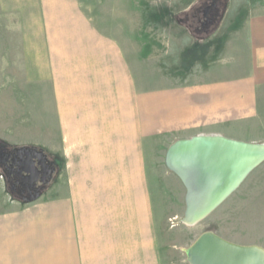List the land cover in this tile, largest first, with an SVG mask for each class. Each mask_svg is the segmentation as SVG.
Here are the masks:
<instances>
[{"label":"crops","instance_id":"1","mask_svg":"<svg viewBox=\"0 0 264 264\" xmlns=\"http://www.w3.org/2000/svg\"><path fill=\"white\" fill-rule=\"evenodd\" d=\"M98 12V0H0V94L30 93L26 126L41 136L14 144L0 134V142L40 148L55 164L37 200L1 206L0 264H162L146 142L198 130L222 136L226 113L256 115L264 100V13L238 35L247 68L237 79L213 72L145 91ZM0 103V131L15 128L19 104Z\"/></svg>","mask_w":264,"mask_h":264},{"label":"rangeland","instance_id":"2","mask_svg":"<svg viewBox=\"0 0 264 264\" xmlns=\"http://www.w3.org/2000/svg\"><path fill=\"white\" fill-rule=\"evenodd\" d=\"M207 1L98 0V20L128 49L135 78L145 91L201 82L213 72L223 75L225 81L237 79L247 68L246 47L238 35H243L250 15L264 13V0H220V15L213 24L201 28L192 18L193 11L199 10L198 18L204 20ZM4 38L7 43L16 40L15 35ZM29 94H0V102L10 99L20 106L14 117L16 127L0 131L8 142L41 139L39 130L26 126ZM4 116L8 120V115ZM206 131L171 133L146 142L148 183L162 264H188L186 250L205 232L239 246L264 250V161L203 221L192 226L184 222L185 188L167 169L165 155L172 144L187 140L189 135H212ZM219 133L245 144H264V100H258L256 115L245 111L238 119L226 113L224 129ZM11 200L16 201L0 170V212L1 206Z\"/></svg>","mask_w":264,"mask_h":264},{"label":"water","instance_id":"3","mask_svg":"<svg viewBox=\"0 0 264 264\" xmlns=\"http://www.w3.org/2000/svg\"><path fill=\"white\" fill-rule=\"evenodd\" d=\"M202 143H216L229 150H201L198 162L201 164L199 178L195 184L188 172L171 165V156L182 146ZM208 153V155H207ZM18 175L25 182L37 181L40 170L36 159L28 154L22 156ZM264 161V144H245L221 136L197 135L172 144L165 155L167 169L175 174L185 188V214L200 223L221 205L243 182V180ZM196 188V189H194ZM39 194L30 196L26 203L33 202ZM188 264H264V250L256 246H239L230 243L212 232L201 234L186 250Z\"/></svg>","mask_w":264,"mask_h":264},{"label":"flooded vegetation","instance_id":"4","mask_svg":"<svg viewBox=\"0 0 264 264\" xmlns=\"http://www.w3.org/2000/svg\"><path fill=\"white\" fill-rule=\"evenodd\" d=\"M220 5V0H208L206 2V8L204 9L203 13V18L204 20L198 18V12L197 11H193V19L196 18V23L199 24V26L202 28L207 27L208 25H211L214 23L215 19H217V17L220 15L218 13V7ZM198 19V20H197ZM26 153L23 154H19L18 160L19 162L17 163H21L22 162V156H25ZM27 155V154H26ZM3 156V150L2 148H0V163L2 166V162L3 159L1 158ZM36 163L38 164V168L40 170V174L38 177L37 181H33V182H25L23 181L25 184L19 185L17 183V181H15L16 174H15V170L19 169V165H15V164H10V163H6L3 165L2 168V173L3 174H7L5 180L9 186V188H11L12 190L21 193L22 195H28V194H33L36 193L37 191H39V189L41 188V184L45 181L46 178V167L44 166V163L36 160ZM16 166V167H15ZM9 180V182H8Z\"/></svg>","mask_w":264,"mask_h":264},{"label":"trees","instance_id":"5","mask_svg":"<svg viewBox=\"0 0 264 264\" xmlns=\"http://www.w3.org/2000/svg\"><path fill=\"white\" fill-rule=\"evenodd\" d=\"M0 148H2V150H3V156L1 157L3 159L2 166L0 163V167H2V168H3V165L6 164L7 162L10 164L19 165V163H17V162H19L18 157H19V154H23V153L28 154L33 159H36V160L43 162L44 166L46 167L45 181L41 184V188L36 193L28 194V195H22L21 193H18L16 191L12 190L8 186L9 193L14 198V200H16L20 203H26L30 196H34L36 194L41 195V193L50 185L51 181L53 180V175L55 173V164L52 161L48 160V157L40 148H36V147L8 148L7 146H5L1 142H0ZM18 170L19 169L14 171L16 174V177H17L15 179V181H17V183L19 185H22V184L24 185L25 183L23 182V179L18 175ZM3 176L6 178L7 174L6 175L3 174ZM8 182H9V180H8Z\"/></svg>","mask_w":264,"mask_h":264},{"label":"bare ground","instance_id":"6","mask_svg":"<svg viewBox=\"0 0 264 264\" xmlns=\"http://www.w3.org/2000/svg\"><path fill=\"white\" fill-rule=\"evenodd\" d=\"M212 149H221L224 150L223 153L226 151L229 152L228 149L219 146L216 143H202L199 142L194 145L190 146H182L179 148L177 153L175 152L171 156V165L175 168H177L180 171L188 172L189 177L191 180L197 184L198 178H199V170L202 167L201 164L198 162L197 155L201 150H204V152H209ZM208 155V153H207ZM196 189V188H194ZM187 225H195V220L191 219L189 216L185 218L184 221Z\"/></svg>","mask_w":264,"mask_h":264}]
</instances>
